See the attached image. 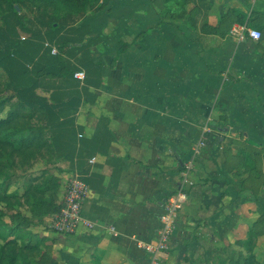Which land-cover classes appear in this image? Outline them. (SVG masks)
Returning a JSON list of instances; mask_svg holds the SVG:
<instances>
[{"label":"crops","instance_id":"0c3cea01","mask_svg":"<svg viewBox=\"0 0 264 264\" xmlns=\"http://www.w3.org/2000/svg\"><path fill=\"white\" fill-rule=\"evenodd\" d=\"M147 6V0H112L108 18L117 28L103 41L117 53L120 40L154 21V47L146 53L154 62L138 59L146 50L132 42L100 83L89 77L79 111L64 113L73 130L69 170L88 187L82 212L94 227L60 235L56 263L149 264L140 244L158 242L167 200L180 190L188 202L160 264L245 262L250 254L243 247L255 244L264 201L241 191L238 184L249 179L235 177L221 150L235 140L230 124L239 112L264 118V0H154V10L140 14ZM237 25L261 32V40L233 35ZM124 72L125 79L113 78ZM130 78L131 88L121 84ZM239 132L249 141L250 131ZM238 155L257 165L248 150ZM259 237L264 246V231ZM257 261L264 264V257Z\"/></svg>","mask_w":264,"mask_h":264},{"label":"rangeland","instance_id":"374dc122","mask_svg":"<svg viewBox=\"0 0 264 264\" xmlns=\"http://www.w3.org/2000/svg\"><path fill=\"white\" fill-rule=\"evenodd\" d=\"M111 1L91 0L90 6L78 14L75 10L63 9L65 0H0V28L7 30L6 37L11 40L12 46L19 52L13 55L11 62H15L19 67L22 66L13 74V69L10 68L12 64H8L7 69L0 67V100L7 102L5 109L0 112L1 118H7L10 107L16 108L19 105L18 97L12 89L14 83L22 82L26 76L31 74H35L39 80L38 94L49 98L53 103L67 101L77 95L83 100L87 99L90 94L87 86L89 77L93 81L100 79V83L103 72L114 69L116 58L120 55L118 52L111 53L103 41L105 36L114 34L117 28V23L108 18ZM147 3L149 7L144 8L143 13L140 14H146L145 10H150V8L154 10V0H147ZM14 7L16 11L13 10ZM14 12L18 14L17 17L13 16ZM137 29L141 32L123 41L141 43L146 51L144 55L137 56V58L142 57L143 63L152 64L154 55L146 53L149 52L148 49L154 47V21L143 22ZM98 30H102L101 35H97ZM108 42L113 43L112 39ZM116 46L119 49L123 47L122 43ZM61 66L64 67L61 68ZM24 71L27 74H24ZM80 73L85 74L84 80L76 78V75ZM125 73L115 75L113 78L121 81L122 78L125 79ZM252 78L255 80V77L252 76ZM133 81L130 78L129 83L121 84L126 86ZM125 89L126 87L119 88L118 93ZM103 93L106 94L105 91L100 93L101 100L104 98ZM212 94L215 95V93ZM175 95L180 97L185 93L178 91ZM203 103L207 104V102ZM179 104L182 107L183 104ZM66 112L69 111L61 112L57 121H52L48 120L42 111L32 117L21 111L20 116L12 121L14 124H11L10 128H15V130L11 133L21 129L20 134L27 137L28 131H24L27 123L31 128L36 125L39 130L45 131L47 142L40 148L27 147L26 144L23 149L27 147V150L16 155L13 167L6 168V171L12 174L11 178L14 179L8 184V192L14 194L15 197L8 199L14 206L13 210L8 209L4 201L0 205L3 216V219H0L1 226H3L1 232L11 235L19 224L25 230L23 234L26 242L28 235L32 238V245L27 248H23L18 243L15 246L14 244L9 246L4 240H0V246H4L2 262L8 259L12 251L18 255L16 264L56 262V245L59 244V237L69 235L53 228L55 218L60 213L54 207L55 205L61 207L71 180L77 173L69 170V158L73 145L70 143V136L73 130L70 125L71 117L64 115ZM251 116L248 113H238V118L230 124V128L234 130L235 140L229 138L223 142L225 146L221 150V157L229 163V167L236 173V178L249 179L247 182L243 179L241 184H238L239 188H243L241 191L249 190L253 192L257 200L264 201L261 196L264 192V118L257 113ZM248 122L254 124L255 127L248 125ZM55 124L58 126L56 127ZM239 129L250 131L249 141H243L244 136ZM245 150H248L255 158L256 166H248L245 159L238 155ZM0 181L3 182V180ZM203 181L204 179L200 180L201 186L204 185ZM37 185L48 186L46 196L34 189ZM27 188L34 190L26 193ZM37 198H46L47 201L39 206L34 203ZM263 222L264 216L256 222L258 237L254 236L255 244L249 247L244 246L242 254L249 250V254H254V251L264 257L263 238L260 241L259 237L264 231ZM258 254L255 255V262H259L257 261ZM239 264L246 263L243 259Z\"/></svg>","mask_w":264,"mask_h":264},{"label":"trees","instance_id":"16d2710c","mask_svg":"<svg viewBox=\"0 0 264 264\" xmlns=\"http://www.w3.org/2000/svg\"><path fill=\"white\" fill-rule=\"evenodd\" d=\"M65 2L66 3L63 5V9L67 8L70 11L75 10L78 14L82 13L83 10L87 9L91 4V0H65ZM13 10L16 11V7H14ZM13 16L17 17L18 14L14 12ZM5 33H8L7 30L0 28V67L7 69V65L12 64L10 68L12 67L11 69H13V74V72H15L17 69L20 70L22 66L20 65L19 67L15 62H13L14 64L11 62L13 55L19 52L17 48L12 46L11 40L6 37ZM120 43H122L123 47L118 50V54L123 53L131 45V43H126L123 40H120ZM9 46L10 49H8ZM62 67L64 66H61V68ZM23 73L27 74L25 73V71ZM39 87V80L36 78L35 74L26 76L22 82H16V84L14 83L12 89L15 96L18 97L19 105L16 108L10 107L7 118L4 119L0 117V180H3V182L0 181V205L4 201L7 203L8 209L11 210H13L14 206L10 202V200L8 201V199L14 198L15 195L8 192V184L14 181V179L11 178L12 174L9 171H6V168H12L15 162L16 155L20 154L21 151L23 152L27 150V147L32 146L33 148H40L45 144V142H47L45 140V131L41 129L39 130L36 125L31 128V126L27 123V128L24 130L28 131L27 137L23 136V134H20L22 133L21 129H19L20 131L16 130L17 132L11 133L15 130V128H10L11 124H14L12 123L13 119H15V117H19L21 111L28 113L30 117L42 111L46 115L48 120L57 121L56 119L58 118V115L63 111H71L73 113H77L81 107L83 100L80 96L77 95L65 102L53 103L49 98L38 94L37 90ZM6 105V101L0 100V112L5 109ZM55 125L56 127L58 126V124ZM26 144V149H23ZM34 189L38 190L40 192L39 194H43L44 196L47 195V185H44V187L37 185V187H35ZM34 189L27 188L26 193H31V191H33ZM31 197H33V195ZM45 199L46 198H37L36 202L34 203L39 204L40 206L42 203H45L47 201ZM60 208V205H55L54 207V209H56L58 212L60 211ZM0 219H3L1 206ZM1 225L2 222L0 223V240H4L6 242V245L10 246V244H14L15 246L18 243V245L22 246L23 248H27L32 245V238H29L28 235V241L26 242L25 235L23 234L25 230L24 228L20 227L19 224H17V226L15 227L16 230L11 233V235H7L6 233L4 234L3 232H1V228H3V226ZM252 244L253 242H251V245ZM3 249L4 246H0V264H16L18 255L17 253H15V251H12L8 259L5 262H2ZM245 263L259 264L258 262H255V256L253 254H250L245 259ZM51 264L57 263L54 261Z\"/></svg>","mask_w":264,"mask_h":264},{"label":"built area","instance_id":"2783aa9c","mask_svg":"<svg viewBox=\"0 0 264 264\" xmlns=\"http://www.w3.org/2000/svg\"><path fill=\"white\" fill-rule=\"evenodd\" d=\"M232 34L245 39L247 37L260 41L262 33L249 29L244 25H237L233 28ZM79 80L85 79V74L80 73L76 75ZM94 162V160H92ZM190 167L184 173L185 182L189 177ZM88 194V187L83 181L79 173L74 174L69 188L65 194V199L62 201L60 213L56 216L54 221V229L59 232H65L73 235L79 232L81 228H93L94 223L88 221L82 212L83 202ZM188 202V195L184 190H180L174 195H171L167 200L166 212L162 216L163 229L160 233V239L156 244H140V247L151 255L149 264H160L161 254L168 249V242L175 229L176 217L178 212L183 209Z\"/></svg>","mask_w":264,"mask_h":264}]
</instances>
